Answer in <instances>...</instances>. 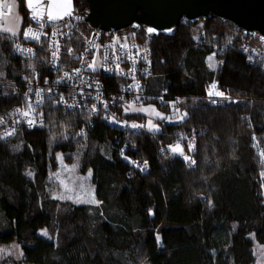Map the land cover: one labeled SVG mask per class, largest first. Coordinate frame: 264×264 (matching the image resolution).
I'll return each instance as SVG.
<instances>
[{
  "label": "trees",
  "instance_id": "obj_1",
  "mask_svg": "<svg viewBox=\"0 0 264 264\" xmlns=\"http://www.w3.org/2000/svg\"><path fill=\"white\" fill-rule=\"evenodd\" d=\"M75 6L88 11L87 0ZM18 8L22 27L29 11L21 0ZM121 32L151 47L146 90L164 96L148 102L166 114L156 118L160 128L147 127L150 115L130 106L90 116L47 101L39 107L44 127L0 136V244L17 240L24 251L0 264H257L255 243L264 245V62L242 36L262 40L216 17L184 19L171 36H150L141 26ZM20 35L0 30V115L22 102V76L32 66L14 52ZM210 56L220 57L216 69ZM212 82L236 100L206 99ZM131 119L142 128L124 127ZM186 140L194 142L190 157L171 149ZM60 152L77 159L82 173L92 171L98 206L51 196L48 178ZM143 162L145 171L137 166Z\"/></svg>",
  "mask_w": 264,
  "mask_h": 264
},
{
  "label": "built area",
  "instance_id": "obj_2",
  "mask_svg": "<svg viewBox=\"0 0 264 264\" xmlns=\"http://www.w3.org/2000/svg\"><path fill=\"white\" fill-rule=\"evenodd\" d=\"M46 4H40L43 14L37 7L28 12L21 35L14 44V52L29 58L32 66L30 73L22 76L25 82L22 102L0 115L3 139L15 136L22 127H44L46 119L39 107L47 101H53L64 110L108 116L116 113L121 105L136 106L164 100V96L146 90L147 78L152 72V50L148 44L124 39L121 35L118 39L112 36L116 32L98 28L85 31L82 24L86 22V10L76 8L64 21L51 22L45 14ZM29 30L35 35L29 34ZM103 32L106 36L101 40ZM249 50L253 58L262 55L256 46ZM40 62L51 74H42ZM107 77L114 80H107ZM218 90L221 92L216 82L210 83L205 98L236 100L216 95ZM122 124L129 129L142 128L141 124L127 120ZM141 164L137 166L145 171L146 167Z\"/></svg>",
  "mask_w": 264,
  "mask_h": 264
},
{
  "label": "water",
  "instance_id": "obj_3",
  "mask_svg": "<svg viewBox=\"0 0 264 264\" xmlns=\"http://www.w3.org/2000/svg\"><path fill=\"white\" fill-rule=\"evenodd\" d=\"M28 11L46 2L45 14L51 22H62L76 9L75 0H21ZM85 17L90 28L119 33L139 26L150 36H171L180 23L207 21L216 17L231 22L246 34L264 42V0H87ZM51 15V19L49 16Z\"/></svg>",
  "mask_w": 264,
  "mask_h": 264
},
{
  "label": "rangeland",
  "instance_id": "obj_4",
  "mask_svg": "<svg viewBox=\"0 0 264 264\" xmlns=\"http://www.w3.org/2000/svg\"><path fill=\"white\" fill-rule=\"evenodd\" d=\"M11 9V11H9ZM82 10V9H81ZM23 17L18 8V0H1L0 1V30H7L13 34H18L21 29ZM203 23L201 22L200 25ZM11 29V30H9ZM195 36L198 37L200 31H196ZM123 37L124 39H134L131 38L127 34L115 33L112 36L117 37L118 39ZM242 41L245 43L249 49L254 48V46L258 47L262 55L260 57H254L257 60H262L264 62V42L258 41L256 39H252L251 37L246 38L242 36ZM259 37V36H253ZM260 38V37H259ZM143 44H148L142 40L136 39ZM149 45V44H148ZM220 57L210 56L208 58V63L211 68L216 69L219 65ZM219 92V90H218ZM222 93L225 98L231 97L228 94H225L223 91L219 92ZM132 110H139L142 112H146L150 115L148 121L146 122V126L152 128L154 130H158L160 128L159 123L156 121V118H164L166 116L165 112L158 109L156 104H140L136 106L129 107ZM177 111H175L176 113ZM174 113V114H175ZM176 119H181L182 116H176ZM168 120L174 119V117L167 116ZM136 122L134 119L127 120ZM188 140V139H187ZM185 141L180 144H175L171 146V149L179 154L183 153L184 156L190 157L189 149L187 145L190 144V147H193L192 140ZM179 145V148L182 151H177L176 147ZM58 162L59 166L57 170L51 171L48 178V190L53 198L60 199L62 201H69L75 204H88L92 206H98L99 201L95 195V189L91 182V175L92 171H88L87 173H82L80 171L78 160L69 161L65 158V155L61 152L58 153ZM143 162L141 165L143 167H147L144 165ZM41 235L49 237L48 231L46 229H41L39 232ZM255 251L257 255V264L264 263V245L255 243ZM24 256V251L21 247V244L17 240H11L9 242H4L0 244V260L6 257H15V258H22Z\"/></svg>",
  "mask_w": 264,
  "mask_h": 264
},
{
  "label": "snow or ice",
  "instance_id": "obj_5",
  "mask_svg": "<svg viewBox=\"0 0 264 264\" xmlns=\"http://www.w3.org/2000/svg\"><path fill=\"white\" fill-rule=\"evenodd\" d=\"M28 6L31 7V0H28ZM9 11H11V9H9ZM49 18L50 19L52 18L51 15L49 16ZM9 30H11V29H9ZM29 34L35 35L34 33H31V30H29ZM213 87H215V85ZM216 95H223V94L222 93H216ZM25 115H27V113H25ZM176 150L182 151V149L179 148V145H177Z\"/></svg>",
  "mask_w": 264,
  "mask_h": 264
}]
</instances>
